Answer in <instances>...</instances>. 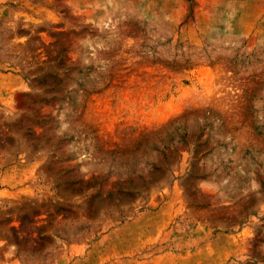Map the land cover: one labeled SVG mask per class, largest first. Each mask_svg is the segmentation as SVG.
I'll return each mask as SVG.
<instances>
[{"label": "rangeland", "instance_id": "rangeland-1", "mask_svg": "<svg viewBox=\"0 0 264 264\" xmlns=\"http://www.w3.org/2000/svg\"><path fill=\"white\" fill-rule=\"evenodd\" d=\"M0 264H264V0H0Z\"/></svg>", "mask_w": 264, "mask_h": 264}]
</instances>
